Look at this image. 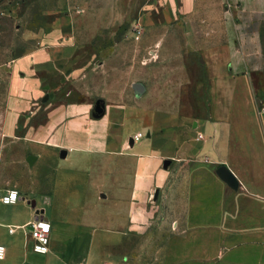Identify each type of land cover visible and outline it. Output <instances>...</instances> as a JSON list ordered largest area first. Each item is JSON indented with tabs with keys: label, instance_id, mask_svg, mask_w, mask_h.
Instances as JSON below:
<instances>
[{
	"label": "crops",
	"instance_id": "1",
	"mask_svg": "<svg viewBox=\"0 0 264 264\" xmlns=\"http://www.w3.org/2000/svg\"><path fill=\"white\" fill-rule=\"evenodd\" d=\"M138 24L158 47L152 59L167 68L153 70L156 80L169 81L162 103L142 82L135 104L107 95L63 100L61 85L47 88L40 73L74 84L86 76L74 66L69 14L32 32L38 45L14 60L0 111V188L26 189L16 177L21 159L30 172L38 166L40 191L30 194L39 195L40 207L20 198L0 202L7 249L0 264H42L37 255H46L44 264H104L106 255L115 264L133 239L144 251L145 238H155L148 230L161 208L158 192L182 167L184 219L174 220L169 238H185L188 250L181 263L169 251L168 264H264V186L230 187L213 168L264 180V92L257 81L264 77V0H157ZM145 61L151 59L140 61V76ZM238 163L262 169L240 170ZM38 209L57 212L54 221L45 216L52 225L47 254L33 250L26 228ZM87 217L96 222L88 226Z\"/></svg>",
	"mask_w": 264,
	"mask_h": 264
},
{
	"label": "rangeland",
	"instance_id": "2",
	"mask_svg": "<svg viewBox=\"0 0 264 264\" xmlns=\"http://www.w3.org/2000/svg\"><path fill=\"white\" fill-rule=\"evenodd\" d=\"M156 2L157 0H0V111L6 110L14 60L26 48L38 45L37 38L31 39L28 36L32 32H37L46 23L52 22L57 16L64 14L73 16L74 66L82 69L86 76H83L78 84H74L71 81L62 83L60 76L40 73L47 88L61 85L58 89L60 90L58 98L94 101L100 95H107L110 101L135 104L139 92L138 82H142L148 87L152 101L162 103L163 95L167 96L168 93L166 86L169 81L167 76L163 82L156 80L153 70L167 71V68L159 66L160 58L152 59L154 51L158 50V47L153 46V36L151 35L148 40L143 39V31L138 28L139 17L148 8H153ZM167 58L166 53L164 59ZM148 59L151 61L144 63L146 73L140 76V61ZM189 69L190 73H193V68ZM257 81L260 92L263 93L264 77L257 76ZM179 86L180 83L177 84L178 92ZM67 92L70 93L69 96H64ZM43 118L44 116L40 115L37 121ZM24 162L21 159L20 170L16 177L18 183L26 189H18V191H20V199L34 206L32 201L39 195L30 194V191H40L41 179L38 178L40 173L37 170L38 166H34L30 172L28 163ZM236 165L238 169L249 165L262 169V164L259 163ZM213 168L218 171L216 165ZM183 170L184 167L158 192L156 201L161 203V208L157 211L156 223L148 230L150 237L154 235L155 238H145L144 251L139 252L136 239L131 240L127 257L118 256V262L115 264H168L169 251L175 256L172 261L177 263L185 261L184 257L188 250L185 238H169V235L175 232L174 220L180 219L183 223L184 219L186 187L182 179ZM236 178L235 188L243 187V181L260 182V185L264 186V180L237 176ZM225 182L232 187L227 181ZM38 207L40 203L36 200L34 208ZM56 214L55 210L41 212L38 209L36 218L39 215H47L54 221L53 215ZM84 221L88 226L96 222L88 217ZM114 251L119 254L115 249ZM29 253L31 256L34 255L31 250ZM37 256L41 258L42 264L47 263L46 255ZM48 257L50 259L51 254H48ZM109 259L110 257L106 255L104 264H111L106 262ZM60 260L67 264L66 259Z\"/></svg>",
	"mask_w": 264,
	"mask_h": 264
},
{
	"label": "built area",
	"instance_id": "3",
	"mask_svg": "<svg viewBox=\"0 0 264 264\" xmlns=\"http://www.w3.org/2000/svg\"><path fill=\"white\" fill-rule=\"evenodd\" d=\"M142 137V133H138L134 138ZM20 198L18 191L7 190L4 192L0 188V200L6 204L15 203ZM26 228L29 230L33 239V250L39 254H47L50 250V239L52 225L50 220L44 215H39L35 220L28 224ZM6 246L0 243V260L6 256Z\"/></svg>",
	"mask_w": 264,
	"mask_h": 264
},
{
	"label": "water",
	"instance_id": "4",
	"mask_svg": "<svg viewBox=\"0 0 264 264\" xmlns=\"http://www.w3.org/2000/svg\"><path fill=\"white\" fill-rule=\"evenodd\" d=\"M139 88L142 89V87L139 85ZM101 100H98L97 102V107L100 106ZM97 112H100L97 109ZM169 161H167L165 164L168 165ZM218 173L220 174V176L227 181L229 184H231L232 186H236L237 185V178L235 176V174L233 173V171L226 165H221L218 168Z\"/></svg>",
	"mask_w": 264,
	"mask_h": 264
},
{
	"label": "bare ground",
	"instance_id": "5",
	"mask_svg": "<svg viewBox=\"0 0 264 264\" xmlns=\"http://www.w3.org/2000/svg\"><path fill=\"white\" fill-rule=\"evenodd\" d=\"M18 200H19V199H18ZM18 200H17V201H18ZM17 201H16V202H17ZM0 202H2V201L0 200ZM3 203H4V202H3ZM5 204H6V203H5Z\"/></svg>",
	"mask_w": 264,
	"mask_h": 264
}]
</instances>
